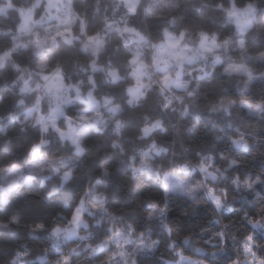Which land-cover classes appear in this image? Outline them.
<instances>
[{
    "label": "clouds",
    "instance_id": "obj_1",
    "mask_svg": "<svg viewBox=\"0 0 264 264\" xmlns=\"http://www.w3.org/2000/svg\"><path fill=\"white\" fill-rule=\"evenodd\" d=\"M0 238V264H264V0H0Z\"/></svg>",
    "mask_w": 264,
    "mask_h": 264
},
{
    "label": "trees",
    "instance_id": "obj_2",
    "mask_svg": "<svg viewBox=\"0 0 264 264\" xmlns=\"http://www.w3.org/2000/svg\"><path fill=\"white\" fill-rule=\"evenodd\" d=\"M251 164L254 165L255 167L259 168L262 165L259 163L258 160L256 161H251ZM50 204H52V202H49ZM177 213H174L173 215H176ZM29 218L32 219H38V218H43L44 216V210L43 209H39V210H30L27 213ZM238 215V214H237ZM202 218V217H201ZM18 237H11L10 239L7 240L8 244H11L14 240H17ZM0 243H5V240L3 238H0Z\"/></svg>",
    "mask_w": 264,
    "mask_h": 264
}]
</instances>
